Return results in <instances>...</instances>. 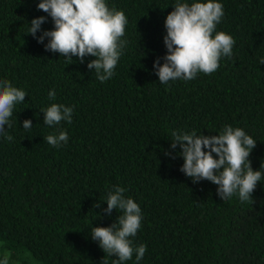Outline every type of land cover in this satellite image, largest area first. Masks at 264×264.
<instances>
[{
    "label": "trees",
    "instance_id": "trees-1",
    "mask_svg": "<svg viewBox=\"0 0 264 264\" xmlns=\"http://www.w3.org/2000/svg\"><path fill=\"white\" fill-rule=\"evenodd\" d=\"M39 2L0 0V81L27 93L5 125L14 139L0 135V260L8 252L9 264H112L117 257L105 254L91 228L122 214L104 213L109 191L121 186L142 210L133 246L147 247L140 261L134 253L123 264H264V180L252 200H222L217 185L180 170L179 146L170 149L173 131L218 135L231 125L256 140L249 160L261 169L264 0H219L216 31L236 41L232 55L212 74L167 84L154 69L167 52L165 20L176 3L194 0H105L128 20L127 44L105 82L87 67L95 57L68 60L45 49L48 38L39 43L26 33L39 16L47 17L42 30L54 28ZM52 103L73 107L72 122L45 125L40 110ZM59 131L67 144L49 145L44 138Z\"/></svg>",
    "mask_w": 264,
    "mask_h": 264
},
{
    "label": "clouds",
    "instance_id": "clouds-1",
    "mask_svg": "<svg viewBox=\"0 0 264 264\" xmlns=\"http://www.w3.org/2000/svg\"><path fill=\"white\" fill-rule=\"evenodd\" d=\"M37 7L51 17L54 28L42 30L41 25L47 21V17L39 16L31 20L26 33L39 43L48 38L45 49L58 52L68 60L76 57L83 63L87 56L95 57L88 62V69L94 70L101 82L112 78L127 44L126 40L121 39L128 23L123 11L109 9L105 0H40ZM223 16L224 9L219 0L175 4L165 20L167 34L164 44L167 52L163 57L164 62L161 64L159 57L154 61V69L161 84L178 79L190 81L198 73L212 74L219 68L222 56L232 55L236 41L230 34L216 31ZM38 31L42 33L39 36ZM259 62L264 64V58ZM48 95L49 99L55 100L54 90H50ZM26 96V91L10 81H0V135H4L8 141L14 138L7 134L5 125L12 126L10 117L14 108L23 103ZM73 110V107L52 103L40 111L44 113V124L54 127L61 121L71 123ZM22 127L30 130L33 127L32 120L25 119ZM171 135L170 149L175 150L179 146L180 151L176 155L184 159L180 170L194 183L211 181L218 186L217 194L222 200L235 195L241 202L252 200L257 182L264 180V164L260 170H253L249 160L256 146L252 136L242 128H233L231 125H226L218 135H198L195 131L191 134L173 131ZM44 139L49 145L59 148L67 144L69 137L66 131H59ZM165 155L175 158L169 150L165 151ZM125 191L121 186H114L106 199V215L110 216L113 209L122 212L116 221L107 227L91 228L92 239L99 242L105 254L117 257L112 264L131 260L134 253L136 260L140 261L147 251L146 245L133 246L131 238L136 236L141 227L142 210L132 198H125ZM99 206L98 201L95 207ZM10 255L5 252L0 264H9Z\"/></svg>",
    "mask_w": 264,
    "mask_h": 264
}]
</instances>
